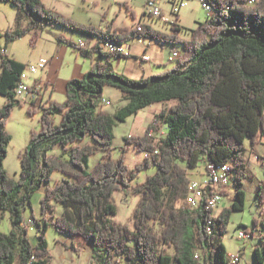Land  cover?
<instances>
[{
  "label": "trees",
  "instance_id": "1",
  "mask_svg": "<svg viewBox=\"0 0 264 264\" xmlns=\"http://www.w3.org/2000/svg\"><path fill=\"white\" fill-rule=\"evenodd\" d=\"M18 8V20L28 17L25 27L0 29V95L7 101L0 107V226L8 213L12 229L0 228V264H50L47 224L38 225L36 243L28 234L24 211L34 192L45 188L44 219L69 237L79 236L93 247L98 264H227L222 239L233 211L244 210V179L247 177L246 140L252 146L264 143V0H211L212 12L191 29L190 38L180 36L183 27L172 22L170 33L148 23L140 27L106 29L83 25L47 8L42 0H0ZM128 7L126 3H124ZM53 24L91 37L88 49L69 41L85 57L94 58L84 76L67 81L63 102L48 100L41 106L39 131H32L29 144L20 153L18 179L4 167L12 136L6 124L16 105L20 76L27 65L11 57V41ZM181 43L174 68L160 73L127 77L117 72L111 59L130 57L102 48L107 42L129 44L135 39ZM5 38V43L1 40ZM60 39L66 41L64 36ZM119 88L127 102L114 114L101 108L106 86ZM176 101L162 109L143 135L125 137L143 152L144 162L130 170L122 155L114 159V127L148 105ZM34 103V102H33ZM28 112H36L33 106ZM104 155L93 167L90 156ZM259 159H263L259 156ZM203 172L211 165L229 164L233 178L232 203L219 213L209 204L213 192L206 190L197 207L190 206L191 171ZM154 174L142 183H132L144 167ZM65 177L51 181L54 172ZM138 194L134 225L113 220L118 206L116 192ZM264 202V181L258 184ZM54 202L63 211L54 214ZM185 203V205H184ZM254 222L258 224L257 218ZM260 246L255 247L254 264H264V221ZM173 250V253H171Z\"/></svg>",
  "mask_w": 264,
  "mask_h": 264
},
{
  "label": "rangeland",
  "instance_id": "2",
  "mask_svg": "<svg viewBox=\"0 0 264 264\" xmlns=\"http://www.w3.org/2000/svg\"><path fill=\"white\" fill-rule=\"evenodd\" d=\"M43 4L53 11L67 17L68 19L83 24V25H97L98 27L107 28V20L103 17L104 10H109L107 15L109 20L115 14L118 18L114 23V29L120 26H128L133 23L131 12L121 2V0H42ZM143 0H129V6L132 11H135L136 18H140L143 11ZM165 9H168L167 5H164ZM18 8L8 3L7 1H0V29H6L10 27V30H15L19 27H25L29 24L30 19L28 17H22L21 21L18 20ZM180 23L183 25V31L180 35L184 37H190L191 29L197 27L199 21H205L208 16V11L203 8L201 3L196 0L188 1V4L184 6L180 13ZM167 15L172 18L171 14ZM143 22H147L156 26L158 31L163 33H170L172 30L170 25L172 23L165 22L158 17H144ZM126 23V24H125ZM170 28V29H169ZM37 42L31 44L33 33H30L23 38H19L15 41H11L8 44V53L11 57H15L27 66L31 64H38L40 59H51L47 66L43 69H39L38 72L30 73L27 71V79L25 80L30 85H35L39 90V94L42 95L44 102L48 99L49 95L53 92L54 99L58 102H63L66 99V83L68 80L76 77H83L85 73L91 70L92 63L98 58L96 53L93 58L85 57L82 55L78 48L68 44L69 41L77 42L79 38H85L81 33H76L67 30L64 26L45 24L38 28ZM61 36L66 38V41L60 39ZM87 39H94L87 37ZM5 38L1 40L2 44L5 43ZM144 42L152 41V39H143ZM143 41H138L143 45ZM131 43V42H130ZM154 50L162 56L160 57L161 65L153 63L152 60L138 61L137 57H120L111 59L114 69L117 72L123 73L127 77L137 78L144 70H153V73H160L167 69H172L177 64V58L172 61L170 55L174 50L180 49L183 44H172L170 42H159L154 40ZM130 45V44H125ZM153 55L152 53H150ZM147 63V64H144ZM144 64V65H143ZM141 65V66H140ZM36 78L38 82L34 79ZM50 80L53 84L47 82ZM37 84H35L36 82ZM42 99V100H43ZM106 100L103 102V100ZM4 95H0V107L3 102L6 101ZM103 102V104H102ZM176 101H167L153 103L138 111V113L128 117L123 122H118L114 127L113 149L111 155L114 159L124 156L130 170L135 169V165L144 162L145 154L139 152L133 146L129 145L126 148L125 137L129 135H143L146 132L148 125L153 122L156 115L164 108L172 106ZM20 105H16L9 116L6 124V130L12 136V141L8 146L7 157L4 161V167L11 175V177L18 179L20 176V153L29 144L32 131H39L41 128V103H31L29 101H22ZM102 108L110 114L115 113L121 106L127 104L122 97V92L119 88L106 86L103 90L101 97ZM100 104V106H101ZM33 106L36 110L35 113L30 114L28 107ZM247 148V177L244 179L243 189L245 192V208L244 210H236L231 213L230 222L226 228V231L222 237L224 245L228 254L237 252L240 248L244 256V262L247 264H254L255 256L254 249L260 246V234L263 229L262 220L264 221V202H260L258 196V184L264 181V165L262 161L256 156L264 157V143H257L252 146L249 140H246ZM104 151L99 150L97 153L90 156V167H93L99 160L102 159ZM203 163L200 168L191 171V175L194 178L191 182V196L189 197L190 206L195 207V203L191 200L194 194V187H196L197 179L202 177ZM156 168L151 165L144 167L136 175V178L132 180V183L144 182L148 175L154 174ZM65 177L62 172L56 171L53 174L52 183L60 178ZM197 178V179H195ZM234 183V181H233ZM233 183L231 184V191L233 190ZM44 195H38L34 193L31 197V203L25 208V215L27 216V223L30 224L32 218L41 219L40 225L43 228L45 223L47 224V240L52 249L54 255L53 264H62L57 239L62 237H69L68 233H62L53 224L52 217H46L44 219L42 213V199ZM234 197L233 192L226 194L221 198L218 208L215 210L219 213L224 207H229ZM113 200L117 204V213L112 217L113 220L122 223L128 227L134 225V210L136 209L140 197L138 194H126L122 192H116L113 195ZM54 214L58 216L61 214L63 205L61 202H54ZM185 205V203H184ZM32 217V218H31ZM257 218L258 224L254 222ZM28 234L31 241H35L38 233V225L33 224L28 226ZM4 232H10L12 223L10 215L7 213L0 226ZM246 231L249 238L241 240L239 238V231ZM74 253V252H73ZM72 253V254H73ZM173 253V250H171ZM69 254V253H68ZM73 259L79 264L77 257L73 255Z\"/></svg>",
  "mask_w": 264,
  "mask_h": 264
},
{
  "label": "built area",
  "instance_id": "3",
  "mask_svg": "<svg viewBox=\"0 0 264 264\" xmlns=\"http://www.w3.org/2000/svg\"><path fill=\"white\" fill-rule=\"evenodd\" d=\"M188 1L191 0H145L144 3V13L145 16L148 17H158L165 20H170V22H176L177 16L181 9L188 4ZM201 3L203 8L208 11V14H213L212 12V5H207V0H196ZM163 2H166L170 6V14L172 15L171 19L165 18V10L163 6ZM143 23V22H141ZM139 23L137 26L140 27ZM144 24V23H143ZM139 40L143 41V38L140 37ZM96 42L95 39H87V38H79L77 41V45L81 46L84 49L90 48ZM104 50L112 51V53H125L129 55V45L127 46H118V43L107 42L101 45ZM180 53L177 50H174L173 53L170 55V60L174 61L177 57H179ZM150 57L144 53L142 56V60H149ZM49 62L48 59H40L38 64H31L26 67V69L22 72L20 76V80L18 86L16 87V96L22 101H29L30 96L36 98L39 93V90L36 88L35 85L28 84L25 80L27 79V71L30 73L38 72L39 69H43L47 66ZM106 100L104 99L103 102ZM102 102V104H103ZM101 104V107H102ZM264 165V158L261 160ZM228 170H230L229 164H222L219 166L211 165L209 169L206 171L200 179H197L196 187H194V194L191 197L190 201L195 203V207L199 206L200 199L205 195L206 190H211L213 192L212 197L209 199V204L213 209H217L221 198H223L226 194H231V184H228ZM239 238L241 240H245L249 238V235L246 231H239ZM244 256L241 251V248L232 254H228L227 264H247L244 262ZM26 264H32L29 261ZM90 264H98L95 259H92Z\"/></svg>",
  "mask_w": 264,
  "mask_h": 264
},
{
  "label": "crops",
  "instance_id": "4",
  "mask_svg": "<svg viewBox=\"0 0 264 264\" xmlns=\"http://www.w3.org/2000/svg\"><path fill=\"white\" fill-rule=\"evenodd\" d=\"M121 2L124 4V3H126L127 5H128V10L131 12V17H132V19H133V23L131 24V25H129L130 27H136L139 23H141V22H143V19H144V17H146L145 15V13H144V5H143V11H142V15H140V18H136V13H135V11H132L131 10V8H130V6H129V0H121ZM143 3H145V0H143ZM164 5H167L168 6V9H165L164 8V12H165V18H167V19H171L168 15H167V13L168 14H170V6H169V4L168 3H166V2H163V6ZM109 14V10H104V12H103V17H104V19L105 20H107V27H109V26H113V28H114V23H115V21H116V18H118V16H117V14H115V17H111L110 19L111 20H109L108 18H106V17H108L107 15ZM180 14H179V16H177V19H176V23L178 24V25H180V26H182L183 27V25L180 23ZM160 19H162V18H160ZM165 22H170V20H165V19H163ZM143 23H147V22H143ZM171 23V22H170ZM126 24V23H125ZM148 24H150V23H148ZM91 25H93V24H91ZM153 27H155L156 28V26L155 25H153V24H151ZM95 26H97V25H95ZM171 26H172V24L170 25V28H171ZM99 28H103V27H99ZM169 28V29H170ZM7 30L8 29H10V27H7L6 28ZM6 29H2V31H5ZM103 29H106V28H103ZM172 30V29H171ZM181 36V35H180ZM190 36V35H189ZM181 37H183V38H187V37H184V36H181ZM188 38H190V37H188ZM187 38V39H188ZM137 40L138 41H141L142 42V40H139V39H135L134 41H132L131 43H129L130 45H129V55H130V57H137L138 58V61L140 62V61H148V60H142V56H143V54L144 53H146L149 57H150V59H149V61L150 60H152L153 61V63H157V64H159V65H161L162 63H161V60H160V57H162L158 52H157V50H154L155 49V47H154V40H152V41H146V42H144L143 41V45L142 44H139L138 42H137ZM123 46H125V44L123 45ZM127 47H128V45H126ZM6 52L8 53V48L6 49ZM150 53H152L153 55H151ZM9 54V53H8ZM130 57H128V58H130ZM49 61L51 60V59H48ZM144 64H147V63H144ZM143 64V65H144ZM141 66V65H140ZM144 70H143V72H142V74L140 73V75L142 76V75H149V74H153V72H151V71H153V70H146V66L144 65ZM139 75V76H140ZM37 82H38V80L36 79V78H34ZM35 81V82H36ZM37 82L35 83V84H37ZM47 82H49V83H51V84H53L50 80H48ZM66 85H67V83H66ZM65 93H66V88H65ZM54 95V93L52 92L50 95H49V97H48V99L46 100V102L50 99V100H55L53 97ZM43 98H42V95L41 94H39L38 93V95L36 96V98H33V97H31L30 96V102L31 103H38V104H40L41 103V105H43L45 102H44V99L42 100ZM7 101V100H6ZM6 101H4L3 102V104L6 102ZM57 101V100H56ZM2 104V105H3ZM102 108V107H101ZM103 109V108H102ZM104 110V109H103ZM112 114V113H111ZM114 114V113H113ZM258 158H259V155H256ZM261 157V156H260ZM262 158H264V157H262ZM261 160V159H260ZM44 192H45V188L44 187H42L41 189H39L38 191H36V192H34V193H38V195H44ZM33 193V194H34ZM62 211H63V209H61V213H62ZM24 215H25V211H24ZM25 218H26V220H27V216L25 215ZM41 220V219H40ZM12 229V228H11ZM33 244H35L36 243V239H35V241H31ZM57 244H58V247H59V251L61 252L60 253V256H61V261H62V264H78L74 259H73V255H75L76 257H77V260L79 261V264H90V262H91V260H92V256H93V254H94V251H93V247L91 246V244L88 242V241H85L84 239H82V237H79V236H73V237H62V238H58L57 239ZM49 247H50V244H49ZM50 249H51V247H50ZM74 252V253H73ZM69 253V254H68ZM73 253V254H72ZM53 257H54V255L52 254V249H51V252H50V259H51V262H50V264H53V262H52V259H53Z\"/></svg>",
  "mask_w": 264,
  "mask_h": 264
},
{
  "label": "bare ground",
  "instance_id": "5",
  "mask_svg": "<svg viewBox=\"0 0 264 264\" xmlns=\"http://www.w3.org/2000/svg\"><path fill=\"white\" fill-rule=\"evenodd\" d=\"M207 5H212V2H211V0H207ZM210 14H208V16H209ZM118 46H123V44H118ZM228 184H232L233 183V178H232V176H231V174L229 173V170H228Z\"/></svg>",
  "mask_w": 264,
  "mask_h": 264
}]
</instances>
